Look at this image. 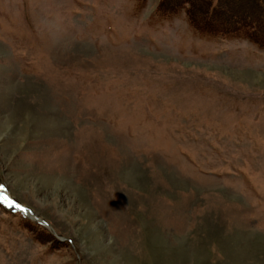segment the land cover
Returning <instances> with one entry per match:
<instances>
[{"label": "rangeland", "instance_id": "374dc122", "mask_svg": "<svg viewBox=\"0 0 264 264\" xmlns=\"http://www.w3.org/2000/svg\"><path fill=\"white\" fill-rule=\"evenodd\" d=\"M160 1L0 0V264H264V49Z\"/></svg>", "mask_w": 264, "mask_h": 264}, {"label": "trees", "instance_id": "16d2710c", "mask_svg": "<svg viewBox=\"0 0 264 264\" xmlns=\"http://www.w3.org/2000/svg\"><path fill=\"white\" fill-rule=\"evenodd\" d=\"M215 1L217 0H181L179 3L180 0H162L158 10L165 14L183 10L188 25L198 35L241 37L264 49V17H261L264 16V0H239L241 4L245 5L247 2L251 5L246 17L238 16L236 11L231 9L229 13H220L218 4H233V0H218L217 4H214ZM227 21L231 23L228 24Z\"/></svg>", "mask_w": 264, "mask_h": 264}, {"label": "bare ground", "instance_id": "6f19581e", "mask_svg": "<svg viewBox=\"0 0 264 264\" xmlns=\"http://www.w3.org/2000/svg\"><path fill=\"white\" fill-rule=\"evenodd\" d=\"M5 196H7L8 199L10 200L9 196L0 190V199H1V201H2L4 204L8 205L9 207H12V204L5 203V202L3 201V197H5Z\"/></svg>", "mask_w": 264, "mask_h": 264}, {"label": "snow or ice", "instance_id": "6c2138e0", "mask_svg": "<svg viewBox=\"0 0 264 264\" xmlns=\"http://www.w3.org/2000/svg\"><path fill=\"white\" fill-rule=\"evenodd\" d=\"M0 187H2V185H0ZM3 201L5 202V203H9V204H12L13 202L12 201H10L9 199H8V197L7 196H5V197H3ZM16 207H21L20 205H15Z\"/></svg>", "mask_w": 264, "mask_h": 264}]
</instances>
